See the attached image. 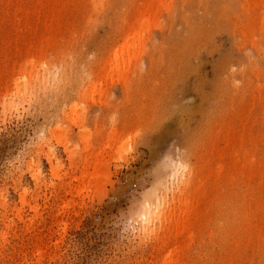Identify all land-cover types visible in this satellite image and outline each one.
Here are the masks:
<instances>
[{"label": "rangeland", "instance_id": "374dc122", "mask_svg": "<svg viewBox=\"0 0 264 264\" xmlns=\"http://www.w3.org/2000/svg\"><path fill=\"white\" fill-rule=\"evenodd\" d=\"M93 1L0 0V264H264V0H156L120 76L150 0Z\"/></svg>", "mask_w": 264, "mask_h": 264}, {"label": "bare ground", "instance_id": "6f19581e", "mask_svg": "<svg viewBox=\"0 0 264 264\" xmlns=\"http://www.w3.org/2000/svg\"><path fill=\"white\" fill-rule=\"evenodd\" d=\"M44 1V0H43ZM46 1V0H45ZM53 1V0H52ZM95 1V0H94ZM93 1V2H94ZM102 1L103 0H100V2L102 3ZM158 1V0H157ZM160 1V0H159ZM158 1V2H159ZM163 1V0H162ZM166 1V0H165ZM18 2V1H17ZM37 2H38V0H37ZM97 2V1H96ZM99 1L97 2V3H100ZM104 2V1H103ZM108 2V1H107ZM146 2V1H145ZM153 2H154V4H155V2H156V0H150L148 3L146 2V5H145V3H144V8H143V12H141V14L139 15L140 17H139V19H138V23H137V25H136V23H135V25H134V27H132L131 29H130V31H129V33H127V35L124 37V39H123V42H122V44L118 47H116L117 49H115L112 53H110L111 54V56H110V60H109V58H108V60H109V62H108V64H109V71L113 74L114 73V75H124V73H125V71H126V69H127V71H128V68H129V62L131 61V59H132V57H134L135 55H134V53H136V52H134L135 50H137L139 47L141 48V45H142V42L143 41H141L144 37H143V33L144 32H146V30H147V23H148V19H147V17H146V14H151L150 12H151V8H153L152 6H153ZM90 3V2H89ZM89 3H87V4H89ZM160 4H161V2H159ZM4 4V3H3ZM18 4V3H17ZM17 4H16V6H17ZM41 4V3H40ZM96 4V3H95ZM159 4V5H160ZM163 4H165L164 2H163ZM64 5H66V4H64ZM91 5V4H90ZM104 5H105V3H104ZM167 5V4H166ZM33 6V5H32ZM40 6V5H39ZM43 6V5H42ZM42 6H41V8H42ZM165 6V5H164ZM7 7V6H6ZM18 7V6H17ZM30 7V6H29ZM36 7V6H35ZM48 7V6H47ZM96 7V9L98 8L97 6H95ZM101 7V6H100ZM103 8H104V6H102ZM156 7H161V6H157V4H156ZM166 7V6H165ZM32 8V7H31ZM53 8V7H52ZM163 8V7H162ZM35 9V8H34ZM138 9H139V7H138ZM137 9V10H138ZM29 10V9H28ZM89 10V9H88ZM136 10V11H137ZM154 10V9H153ZM152 10V11H153ZM156 10V9H155ZM161 10V9H160ZM163 10V9H162ZM41 11V10H40ZM49 11V10H48ZM53 11V10H52ZM139 11V10H138ZM137 11V12H138ZM141 11V10H140ZM88 12V11H87ZM162 12V11H161ZM160 12V13H161ZM37 13V12H36ZM95 13H98V12H95ZM158 13H159V9H158ZM157 13V14H158ZM15 14V13H14ZM94 14V13H93ZM156 13H153L152 12V15H155ZM156 14V15H157ZM8 15H9V13H8ZM16 15V14H15ZM34 15V14H33ZM40 15V14H39ZM92 15V14H91ZM97 15V14H96ZM155 15V16H156ZM92 17V16H91ZM153 17V16H152ZM157 17V16H156ZM156 17L154 18V19H156ZM17 18V17H16ZM15 18V19H16ZM136 18V17H135ZM20 19H22L21 17H20ZM28 19V18H27ZM29 19H30V17H29ZM153 19V20H154ZM48 20H49V18H48ZM53 19H51V21H52ZM90 20L91 19H89V22H90ZM152 20V19H151ZM159 21V20H158ZM33 22V21H32ZM134 22H137V19H136V21H134ZM133 22V23H134ZM151 22V21H150ZM20 23V22H19ZM45 23H46V21H45ZM133 23H132V25H133ZM154 23H156V20H154V22H153V25H154ZM152 24V23H151ZM15 25V24H14ZM131 25V26H132ZM149 26H150V24H148ZM37 26V25H36ZM46 26V25H45ZM53 26V25H52ZM88 26V25H87ZM124 26V25H123ZM154 26H157V25H154ZM26 27H27V25H26ZM30 27V26H29ZM35 27V26H34ZM58 27H60V26H58ZM57 27V28H58ZM125 27V26H124ZM149 28L150 29H152L151 27H148V30H149ZM154 28V27H153ZM42 29V28H41ZM53 29V28H52ZM36 30H38V29H36ZM124 30V29H123ZM127 30V29H126ZM46 31H47V28H46ZM52 31V30H51ZM55 31V30H54ZM43 32V31H42ZM49 32V31H48ZM53 32V31H52ZM151 32V31H150ZM56 33H58L59 34V32H56ZM122 33H124V32H122ZM148 34V33H147ZM51 35H53L52 33H51ZM146 35V34H145ZM44 37H45V35H43ZM141 36L143 37L142 39H141ZM48 37V36H47ZM49 37H50V34H49ZM52 37V36H51ZM53 38H54V36H53ZM56 38H58V37H56ZM50 39H52V38H50ZM121 39H122V37H121ZM46 40H47V38H46ZM45 40V41H46ZM56 40V39H55ZM58 40V39H57ZM56 40V41H57ZM144 40H145V38H144ZM50 41H52V40H50ZM145 42V41H144ZM54 43V42H53ZM43 44V43H42ZM46 44H48V43H46ZM120 44V43H119ZM145 44V43H144ZM144 44H143V46H144ZM143 48L144 47H142V49H140L141 51L143 50ZM133 51V52H132ZM138 51H139V49H138ZM143 52V51H142ZM142 52H139V53H142ZM38 53V52H37ZM40 53H41V50H40ZM39 54V53H38ZM37 54V55H38ZM138 55V54H137ZM136 55V56H137ZM32 57V56H31ZM42 57V56H41ZM44 57V56H43ZM48 57V56H47ZM138 57V56H137ZM141 57V56H140ZM35 58V57H34ZM37 58V57H36ZM136 57H134V59H135ZM37 59H39V58H37ZM43 59V58H42ZM45 59H46V57H45ZM48 59V58H47ZM32 60H33V58H32ZM34 60H36V59H34ZM55 60H58V59H55ZM31 61V60H30ZM29 61V62H30ZM38 61V60H37ZM48 60H46V62H47ZM49 61H50V59H49ZM52 61V60H51ZM58 61H60V60H58ZM38 62H41V60L39 59V61ZM53 62V61H52ZM43 63V62H42ZM42 63H41V65H42ZM51 63V62H50ZM54 63V62H53ZM136 63V62H135ZM138 63V62H137ZM24 64V63H23ZM31 64H33V61H31ZM26 65H27V63H26ZM29 65V64H28ZM53 65V64H52ZM105 65V64H104ZM35 66V65H34ZM43 66V65H42ZM45 66V65H44ZM49 66V65H48ZM51 66V65H50ZM61 66H62V64H61ZM130 66H131V63H130ZM6 67V66H5ZM52 67V66H51ZM54 68H55V66H53ZM105 67V66H104ZM13 68H14V66H13ZM31 68H32V66H31ZM132 68V67H131ZM134 69L135 68H137L136 67V64H135V67H133ZM43 69H44V67H43ZM45 69H46V67H45ZM44 69V70H45ZM108 69V68H107ZM26 70H28V69H26ZM34 70V69H33ZM35 70H37V69H35ZM50 70V69H49ZM52 70H53V68H52ZM56 70V69H55ZM132 70V69H131ZM30 71H32L31 69H30ZM39 71V70H38ZM47 71H48V68H47ZM60 71V70H59ZM130 71V70H129ZM24 72H26V71H24ZM23 72V73H24ZM37 72V71H36ZM63 72V71H62ZM104 72V71H103ZM103 72H102V74H103ZM135 72V71H134ZM20 73V72H19ZM27 73V72H26ZM25 73V74H26ZM41 73V72H40ZM56 73H57V71H56ZM107 74H109V72L107 71L106 72ZM128 73H130V72H128ZM133 73V72H132ZM28 74H30L29 72H28ZM47 74V73H46ZM49 74V73H48ZM60 74H62L61 73V71H60ZM100 74V73H99ZM101 74V75H102ZM35 75H37V74H35ZM39 75V74H38ZM53 75V74H52ZM105 75V74H104ZM127 75V74H126ZM125 75V76H126ZM131 75V74H130ZM133 75V74H132ZM124 77V76H123ZM20 88V87H19ZM18 93V92H17ZM22 93V92H21ZM26 93V92H25ZM28 94V93H27ZM22 98V97H21ZM14 102V101H13ZM19 102H21V101H19ZM18 103V102H17ZM10 105V104H9ZM264 114V113H263ZM257 120V119H256ZM264 123V122H263ZM244 127V126H243ZM253 135V134H252ZM243 137V136H242ZM252 138V137H251ZM257 138H259L258 136H257ZM239 139V138H238ZM241 139V138H240ZM242 140H244V139H242ZM242 140L241 141H239V142H242ZM252 140V139H251ZM250 143H251V141H250ZM245 144V143H244ZM258 146V145H257ZM252 147H253V145H252ZM233 148V147H232ZM242 149H244L243 147H242ZM247 149V150H246ZM252 148H250V150H251ZM256 149H258V148H256ZM238 150V149H237ZM237 150H236V152H237ZM233 151V150H232ZM242 151V150H241ZM245 151L247 152V151H249L248 150V148H245ZM245 152V153H246ZM234 153V152H233ZM242 153V152H241ZM244 153V154H245ZM257 153V152H256ZM224 154V153H223ZM247 154H248V152H247ZM232 155V154H231ZM238 156H240V154H238ZM248 156H249V154H248ZM251 156V155H250ZM226 157V156H225ZM248 158V157H247ZM255 158V157H254ZM259 158V157H258ZM236 159V158H235ZM242 159V158H241ZM243 159H246V157L245 158H243ZM232 160H233V158H232ZM248 160V159H247ZM246 160V161H247ZM254 160V159H253ZM261 160H262V157H261ZM264 160V159H263ZM233 162V161H232ZM245 162V161H244ZM254 163H256L255 161H254ZM253 163V164H254ZM259 163H260V161H259ZM224 164V163H223ZM243 164V163H242ZM249 164H250V162H249ZM225 165V164H224ZM233 165H235V164H233ZM232 165V166H233ZM248 165V164H247ZM238 166V165H237ZM243 166H245L244 164H243ZM256 166V165H255ZM264 167V166H263ZM222 168H223V166L221 165V164H219L218 165V168H217V173H215V174H220L221 173V170H222ZM238 168V167H237ZM240 168V167H239ZM245 168H246V166H245ZM258 168H259V170H260V168H261V165L259 166V167H254V165H252V163H251V166H250V168H248L249 169V171L251 172V173H254V172H256V174L257 173H259V170H258ZM227 169V168H226ZM232 169V168H231ZM233 169H235V168H233ZM237 170V169H236ZM243 170V169H242ZM216 171V170H215ZM228 171H229V168H228ZM240 171V170H239ZM244 171V170H243ZM248 171V172H249ZM242 172V171H241ZM261 172V171H260ZM236 173H237V171H236ZM262 173V172H261ZM264 173V172H263ZM262 173V174H263ZM214 174V175H215ZM226 174H227V172H226ZM234 174V173H233ZM250 174V173H249ZM217 175V176H218ZM231 175V174H230ZM239 175V174H238ZM237 175V176H238ZM246 175H248V174H246ZM245 175V176H246ZM253 175V174H252ZM261 175V174H260ZM264 175V174H263ZM262 175V176H263ZM254 176V175H253ZM252 176V177H253ZM220 177H221V175H220ZM234 177V176H233ZM236 177V176H235ZM234 177V178H235ZM239 177V176H238ZM238 177H237V179H234V180H238ZM240 177H241V175H240ZM254 177H256V176H254ZM217 178V177H216ZM226 178V177H225ZM228 178V177H227ZM242 178V177H241ZM246 178H248V177H246ZM186 179V178H185ZM218 179H220L219 177H218ZM229 179V178H228ZM244 179H245V177H244ZM216 180V179H215ZM230 180H232V179H230ZM247 180V179H246ZM246 180H245V182H246ZM252 180V179H251ZM184 181V180H183ZM219 181V180H218ZM226 181V180H225ZM233 181V180H232ZM231 181V182H232ZM239 181V180H238ZM242 181V180H241ZM252 181H254V180H252ZM237 181H235V183H236ZM260 182V181H259ZM217 183V182H216ZM245 184V183H244ZM259 185L258 186H261L260 185V183H258ZM262 186H264V184L262 183ZM258 188V187H257ZM263 188V187H262ZM198 190V189H197ZM196 190V191H197ZM198 191H200V190H198ZM201 192V191H200ZM199 192V193H200ZM261 192V194L263 193L262 191H260ZM197 193V192H196ZM253 193V192H252ZM257 193H259V192H257ZM242 195V194H241ZM260 196V195H259ZM261 196H263V195H261ZM243 196H241V198H242ZM254 197V196H253ZM256 197V196H255ZM238 198H239V196H238ZM237 198V199H238ZM240 198V199H241ZM262 198V197H261ZM250 199H252V198H250ZM249 199V200H250ZM255 199H257V198H255ZM254 199V200H255ZM253 200V199H252ZM257 200H259V199H257ZM263 201V200H262ZM260 202V201H259ZM256 204H258V203H256ZM261 204V203H260ZM246 206V205H245ZM258 206V205H257ZM264 207V206H263ZM194 208V207H193ZM243 208V207H242ZM262 208V207H261ZM189 209V208H188ZM192 209V208H191ZM190 209V210H191ZM244 209H245V207H244ZM259 209V208H258ZM190 210H189V213H190ZM195 210V209H194ZM256 210V209H255ZM258 211V210H257ZM260 211V210H259ZM159 212H160V210L158 209V210H155L152 214H155V216H153V218H149L148 219V221L147 222H149V221H151L153 224H154V222H155V224H157L161 219H162V217H163V214H162V216L159 214ZM164 213V212H163ZM189 213H188V210H187V212H184V214H182L180 217H182V218H178L177 220H175L174 221V223L173 224H175V230H176V236L178 235V234H180V233H184V232H186V231H188L187 230V228H189L188 227V221L190 220V219H188L189 217ZM256 213H258V212H256ZM255 214V213H254ZM165 215V214H164ZM191 217V216H190ZM193 217V216H192ZM240 217V216H239ZM262 218V217H261ZM192 219V218H191ZM248 219V218H247ZM249 219H250V217H249ZM147 220V219H146ZM246 220V219H245ZM245 220H243V222L244 223H246V221ZM252 220V219H251ZM262 221V220H261ZM150 222V223H151ZM242 222V223H243ZM249 222H247V224H248ZM148 224V223H147ZM239 224V223H238ZM252 224V223H251ZM251 224H250V227H251ZM262 224V223H261ZM245 225V224H244ZM171 226H173V225H171ZM190 226V225H189ZM253 226V225H252ZM257 226V225H256ZM244 227V226H243ZM249 227V226H248ZM254 228H256V227H254ZM151 229V228H150ZM172 229H173V227H172ZM244 229V228H243ZM242 230V229H241ZM245 230V229H244ZM243 230V231H244ZM251 230V229H250ZM169 231V230H168ZM167 231V232H168ZM246 231H248V230H246ZM171 232V231H170ZM174 232V231H173ZM173 232H171V233H173ZM174 233V234H175ZM255 234H257V233H255ZM172 236V235H171ZM243 236V235H242ZM246 235H244L243 236V238L245 237ZM252 236V235H251ZM250 236V237H251ZM247 237V236H246ZM192 238V237H191ZM248 238V237H247ZM188 239V238H187ZM239 239H240V237H239ZM246 240V239H245ZM255 241V240H254ZM237 242V241H236ZM253 242V241H252ZM180 246V245H179ZM177 253V252H176ZM173 255V254H172ZM172 257V256H171ZM170 259V258H169ZM164 264V263H163ZM171 264V263H170Z\"/></svg>", "mask_w": 264, "mask_h": 264}]
</instances>
